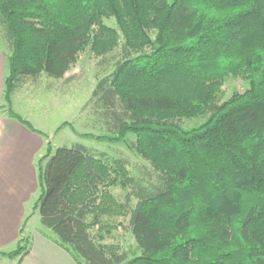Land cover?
I'll return each instance as SVG.
<instances>
[{"label":"trees","instance_id":"1","mask_svg":"<svg viewBox=\"0 0 264 264\" xmlns=\"http://www.w3.org/2000/svg\"><path fill=\"white\" fill-rule=\"evenodd\" d=\"M0 26L7 105L28 79L63 78L88 51L111 63L87 103L111 135L97 139L132 133L127 145L148 163L136 177L127 159L81 143L52 152L50 138L8 108L47 141L40 193L16 247L0 256L28 253L24 225L38 210L86 264H264V0H0ZM228 76L247 86L221 100ZM119 217L138 254L105 242Z\"/></svg>","mask_w":264,"mask_h":264},{"label":"rangeland","instance_id":"2","mask_svg":"<svg viewBox=\"0 0 264 264\" xmlns=\"http://www.w3.org/2000/svg\"><path fill=\"white\" fill-rule=\"evenodd\" d=\"M104 22L109 26L116 27L113 18H105ZM0 49L4 53L7 52L1 26ZM97 60L98 58L92 53L83 51L78 54L77 60L68 69L67 77L57 79L41 74L28 79L12 94L9 105L4 101L1 102L0 122L11 120L7 114L8 108H10L50 138L52 152L59 146L70 147L75 143H81L96 155L103 154L108 159L119 157L127 159L130 173L138 177L144 167L148 168V163L127 145V142L130 143L135 139L134 134L127 133L125 141L97 139V136H111L108 135L103 116L94 113L91 104H87L97 80L111 69L110 62L104 67V65L99 66ZM246 86L247 82L240 77H226L221 86V100L229 97L234 91H243ZM201 120L202 117L182 119L181 124L184 127H190ZM62 122L68 124L56 130ZM7 126L0 125V135L2 129ZM36 134L43 141L42 155L47 140L44 135ZM11 137L10 140L13 143L20 138L15 133ZM111 191L118 200H122L124 189L115 186L111 188ZM26 192L29 195L24 203V208H26L24 218L31 213L32 205L40 193L37 179L35 183L28 182L26 184ZM134 202L135 200L132 199V204ZM117 220L121 224L105 236V242L117 245L119 250L125 251L128 256L138 254L140 250L127 224V218L119 217ZM24 234L29 238V251L22 264H86L80 258L75 260L70 247L61 244L57 235L40 223L38 210H35L27 219L24 225ZM15 247V243H10L1 247L0 250L9 251ZM0 263L16 264L17 261H11L4 257L0 259Z\"/></svg>","mask_w":264,"mask_h":264},{"label":"crops","instance_id":"3","mask_svg":"<svg viewBox=\"0 0 264 264\" xmlns=\"http://www.w3.org/2000/svg\"><path fill=\"white\" fill-rule=\"evenodd\" d=\"M4 75L5 55L0 49V104L3 101ZM66 75L67 72L63 78L67 77ZM1 124L10 127L3 128L0 135V248L17 243L19 228L25 219L24 203L29 195L26 192V184L35 183L37 179L36 162L44 147L41 138L16 119L11 117V120ZM14 133L20 136L15 143L10 140ZM4 257L0 256V259ZM24 257L20 261L17 258L8 259L22 264Z\"/></svg>","mask_w":264,"mask_h":264}]
</instances>
